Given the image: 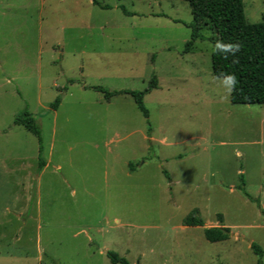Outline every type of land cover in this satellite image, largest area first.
I'll use <instances>...</instances> for the list:
<instances>
[{
	"label": "rangeland",
	"instance_id": "1",
	"mask_svg": "<svg viewBox=\"0 0 264 264\" xmlns=\"http://www.w3.org/2000/svg\"><path fill=\"white\" fill-rule=\"evenodd\" d=\"M96 1L0 0V264H114L109 252L130 264H258L264 103L231 102L212 72L210 25L185 52L188 0ZM244 9L264 20V0ZM153 76L148 117L132 95L93 88L145 90ZM25 109L42 169L38 137L14 123ZM212 226L228 238L209 241Z\"/></svg>",
	"mask_w": 264,
	"mask_h": 264
},
{
	"label": "trees",
	"instance_id": "2",
	"mask_svg": "<svg viewBox=\"0 0 264 264\" xmlns=\"http://www.w3.org/2000/svg\"><path fill=\"white\" fill-rule=\"evenodd\" d=\"M94 3L99 4L96 0ZM191 8L192 21L191 38L186 42L185 52L192 50L197 39H204L202 29L210 25L216 32L212 38L215 49L212 52V72L216 77H223L228 80L230 75L235 76L236 84L230 87V99L235 104L264 103V20L251 23L247 20L244 9V0H188ZM225 45H239L235 54L224 55L217 52V43ZM158 86V79L153 76L149 87L145 90H115L110 91L104 86H93L94 89L102 91L106 99L112 96L126 93L132 95L134 101L145 117L149 116L144 104V95L152 88ZM61 102L58 95L52 103L57 109ZM17 125H23L38 137L39 141V168L46 165L43 156V139L41 130L33 113L27 109L18 113L14 119ZM243 193L251 200H254L246 191ZM256 200V199H255ZM186 225H203V220L196 216L187 217ZM205 237L211 241H222L228 238L229 229L222 226H212L204 229ZM250 247L259 256L258 264H262L264 249L257 243L251 242ZM112 263L130 264L128 259L119 256L115 252L108 253Z\"/></svg>",
	"mask_w": 264,
	"mask_h": 264
},
{
	"label": "clouds",
	"instance_id": "3",
	"mask_svg": "<svg viewBox=\"0 0 264 264\" xmlns=\"http://www.w3.org/2000/svg\"><path fill=\"white\" fill-rule=\"evenodd\" d=\"M216 50L219 53H222L224 55L227 54H235L236 51L239 50V45H225L223 43L218 42L216 46ZM236 84V79L235 76L230 75L228 77V85L229 87L235 86Z\"/></svg>",
	"mask_w": 264,
	"mask_h": 264
}]
</instances>
